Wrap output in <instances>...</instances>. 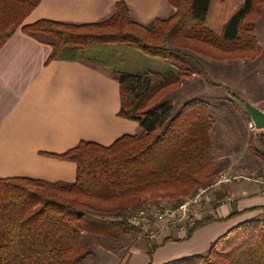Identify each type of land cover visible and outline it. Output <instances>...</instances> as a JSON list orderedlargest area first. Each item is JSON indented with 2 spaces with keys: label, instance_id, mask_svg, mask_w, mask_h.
I'll return each mask as SVG.
<instances>
[{
  "label": "trees",
  "instance_id": "obj_1",
  "mask_svg": "<svg viewBox=\"0 0 264 264\" xmlns=\"http://www.w3.org/2000/svg\"><path fill=\"white\" fill-rule=\"evenodd\" d=\"M166 1L175 13L145 25L131 17L125 1L98 22L23 25L41 0H0V49L21 27L52 47L49 60L108 67L120 84L119 115L142 129L110 145L83 140L60 154L77 164L74 182L0 177V264H87L97 258V246L116 250L111 240L138 231L130 217L156 202L144 197L178 200L215 182L211 104L201 98L176 103L170 95L194 75H205L194 52L215 57L255 46L254 21L245 23L264 0ZM215 3L224 12L219 23L212 22ZM145 55L166 68L142 70ZM224 188L215 192V207ZM262 212L231 227L205 253L164 264H264Z\"/></svg>",
  "mask_w": 264,
  "mask_h": 264
},
{
  "label": "crops",
  "instance_id": "obj_2",
  "mask_svg": "<svg viewBox=\"0 0 264 264\" xmlns=\"http://www.w3.org/2000/svg\"><path fill=\"white\" fill-rule=\"evenodd\" d=\"M119 1H125L131 17L144 25L155 18H169L176 11L166 0H41L23 25L41 19L98 22L110 16ZM214 6L222 9L218 3ZM51 51L48 43L21 27L0 49V177L74 182L77 164L60 154L83 140L110 145L125 134L142 131L138 121L119 115L120 84L108 67L49 60ZM198 56L210 74L212 58ZM165 65L161 59L145 55L142 70H163ZM199 82L210 85L204 78ZM251 105L264 111L257 103ZM224 187L226 199L219 206L223 219L245 212L249 219L263 211L264 182L252 178ZM222 223L202 224L188 232L171 226L155 240L134 244L125 237L116 250L97 246L94 264H164L205 253L218 237L238 224L227 229ZM185 235L190 237L185 239Z\"/></svg>",
  "mask_w": 264,
  "mask_h": 264
},
{
  "label": "rangeland",
  "instance_id": "obj_3",
  "mask_svg": "<svg viewBox=\"0 0 264 264\" xmlns=\"http://www.w3.org/2000/svg\"><path fill=\"white\" fill-rule=\"evenodd\" d=\"M217 9H212L211 16L214 23H219L224 16V12ZM247 20L246 26L249 25L250 21H254L255 24L254 37L256 43L254 47L251 45V48L244 49L242 54L240 52L214 54L215 57H211L212 61L208 64L210 74L206 70L205 75H198L199 77L188 80L184 86L170 95L176 103L178 100L182 103L187 99L201 98L211 104V112L215 120L212 133L214 163L219 169L214 183L220 179H231L230 182L226 181L220 185L213 183L216 186L211 189L213 193L226 184L244 180L241 178L232 179L234 176L243 175L264 182V144H262L261 139L264 138V128H256L247 110V105L253 102L264 107V6L260 12L251 14ZM194 54L199 57V53L194 52ZM222 60H226V62ZM203 78L211 80L212 83L207 85L209 87L203 85V82H199ZM207 186L198 187L196 191L180 197L178 200L189 197L200 188ZM144 198L153 199L164 204L178 202L175 198L167 197L146 196ZM222 202L215 207L216 215L213 216L215 218L204 223L203 226L223 222L228 225L227 228L247 219L249 214L246 212L239 213L232 218L223 219L220 217L219 206L222 205ZM262 214L263 212H260L255 217ZM185 236V239L190 237ZM125 237L130 240L131 244L149 241L147 238L141 237L139 232L129 233ZM122 241L111 240L110 243L118 246L122 244ZM94 262L95 259H91L87 264H94Z\"/></svg>",
  "mask_w": 264,
  "mask_h": 264
},
{
  "label": "built area",
  "instance_id": "obj_4",
  "mask_svg": "<svg viewBox=\"0 0 264 264\" xmlns=\"http://www.w3.org/2000/svg\"><path fill=\"white\" fill-rule=\"evenodd\" d=\"M248 179L243 175L234 176L232 179ZM231 179L219 180L214 183L220 185ZM258 181H261L258 179ZM200 188L195 194L185 197L173 204L163 202H147L139 211L130 217V222L137 228L141 237L155 240L160 234L171 226L181 231H190L194 226L206 218L216 215V195L211 191L215 185Z\"/></svg>",
  "mask_w": 264,
  "mask_h": 264
},
{
  "label": "water",
  "instance_id": "obj_5",
  "mask_svg": "<svg viewBox=\"0 0 264 264\" xmlns=\"http://www.w3.org/2000/svg\"><path fill=\"white\" fill-rule=\"evenodd\" d=\"M247 110L250 113L256 128H264V111L251 104L247 105Z\"/></svg>",
  "mask_w": 264,
  "mask_h": 264
}]
</instances>
